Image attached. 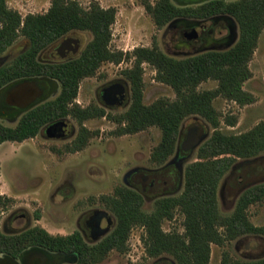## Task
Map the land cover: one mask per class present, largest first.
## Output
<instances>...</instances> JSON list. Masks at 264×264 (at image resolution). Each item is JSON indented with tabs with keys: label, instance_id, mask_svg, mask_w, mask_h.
Returning a JSON list of instances; mask_svg holds the SVG:
<instances>
[{
	"label": "trees",
	"instance_id": "16d2710c",
	"mask_svg": "<svg viewBox=\"0 0 264 264\" xmlns=\"http://www.w3.org/2000/svg\"><path fill=\"white\" fill-rule=\"evenodd\" d=\"M143 6L158 28L178 18L202 19L227 14L237 21L239 38L226 50L182 58L167 54L156 41L150 47L124 52L111 48L115 7L104 8L93 1L89 8H84L77 0H51L47 12L23 17L9 7L7 0H0V56L20 37L28 40L25 52L0 66V89L22 77L48 76L60 84L58 95L30 111L19 127L14 129L0 121V145L5 141L22 142L35 135L41 125L56 119L72 117L83 125L86 120L107 116L118 124L113 131L116 135L159 127L161 140L153 148L151 162L162 165L176 151L184 120L192 115L204 118L213 127V133L198 147L196 160L187 165L182 192L157 200L154 208L146 211L141 194L126 187L120 189L119 198L114 199L119 225L111 239L98 245L92 254L83 247L73 249L81 255L78 264H98L111 246L126 252L132 228L142 226L147 257L169 254L176 264H210L213 243L224 246L244 235L264 236V225H254L248 213L251 205L264 201V182L244 191L230 214L221 211L218 200L220 182L232 166L264 153V122L242 133L223 131L221 114L214 106L218 97L241 106L255 102V96L244 89V83L252 77L249 63L264 30V0H212L193 6H179L172 0H143ZM73 31H87L92 36L78 56L48 63L38 59L44 48ZM131 59L132 67L122 71L131 89L127 110L113 114L94 104L82 107L77 103L83 79L95 76L106 62L119 64ZM144 63L155 68L156 80L172 87L175 99L161 97L150 104L144 102ZM208 80L217 81V87L200 90L199 86ZM226 121L235 126L238 119L233 116ZM95 133L82 126L66 151L84 149ZM10 202L11 198L0 194L1 207H7ZM177 211L183 215V231H165L164 221L173 220ZM62 241L41 225L14 235L4 233L0 227V255L18 258L31 246L58 251ZM221 264H264V257L243 260L225 250Z\"/></svg>",
	"mask_w": 264,
	"mask_h": 264
},
{
	"label": "rangeland",
	"instance_id": "374dc122",
	"mask_svg": "<svg viewBox=\"0 0 264 264\" xmlns=\"http://www.w3.org/2000/svg\"><path fill=\"white\" fill-rule=\"evenodd\" d=\"M77 1L84 8H89L93 1H98L104 8H116V21L112 25V49L127 52L136 47H150L156 41L159 47L171 56L177 58L189 56L188 54L179 55L175 53L178 50L173 47L172 28H169V24L163 28H158L143 6V0ZM151 1L154 2L155 0ZM7 2L9 7L18 10L23 17L30 13H45L51 6V0H7ZM69 34L81 39L82 49L92 38L87 31H73ZM223 34H226L225 30ZM27 44L28 40L20 37L0 57L15 55ZM55 47L52 46L46 52L45 57L47 59H50L51 52L53 55ZM225 48L226 46L218 47V49ZM193 54L196 53L190 52V55ZM132 65L133 59L125 60L119 64L104 63L95 76L82 80L77 103L81 106H87L91 102H95V90L113 80L123 79L125 84L128 83L130 86V82L124 77L122 71L132 67ZM249 67L252 71V77L244 83V89L255 96V102L241 106L235 101L223 97H218L214 101L215 108L221 114V129L223 131L242 133L252 129L258 123L264 122V30ZM144 70V102L146 104H150L161 97L176 98L172 87L156 80V71L153 66L144 63ZM217 85V81L208 80L203 82L199 89H214ZM129 105L109 112L121 113L124 109L127 110ZM233 116L238 119V122L235 126H230L226 118ZM69 121L74 124L78 131L77 121L70 118ZM86 125L90 130L98 131V136L89 142L86 149L79 152L65 151L57 155L51 152L49 147L52 145L61 146L65 141H47L40 137L23 142L5 141L0 145V194L12 199L7 207L0 206L1 229L3 221L13 212H16L19 218L9 224L10 229L22 227L25 222V217L21 216L23 213L31 216L32 225L39 224L48 226L50 230L54 229L50 222L56 226L59 219L57 214L48 211V209H52L48 195L59 184L65 171L69 168L77 170L75 176H79L81 179L82 184L80 185L87 186L89 190L97 189L95 194L101 195L111 193L116 185L122 183V176L129 169L135 166H154V163L151 162V153L161 140L159 127L153 126L138 133L117 136L113 133L116 124L109 119L89 120ZM182 126L185 128V132L188 129L197 128V137L202 139L191 158L185 163L186 166L196 160L198 146L211 136L213 127L198 115L186 118ZM182 136L184 138L183 134ZM235 165L234 169H230L225 174L218 189L219 206L221 211L226 214L235 210L244 191L255 184L264 182V153L248 161L240 160ZM92 171L97 174L98 181L96 182L90 179ZM84 196L85 194L81 198ZM144 209L152 210L153 203H146ZM37 212L41 215L39 221L35 220ZM248 213L254 225H264V201L251 205ZM182 220L183 215L177 211L173 220L164 221L163 228L165 231L177 229L182 232ZM143 233L144 228L142 226H135L132 230L129 250L125 254L112 252L101 264H156L159 259L149 258L145 253L141 242ZM225 250L230 251L234 258L243 260L263 258L264 236L248 234L228 242L224 246L213 243L211 245L210 264H221ZM161 257L166 263L174 261L169 254H164Z\"/></svg>",
	"mask_w": 264,
	"mask_h": 264
},
{
	"label": "flooded vegetation",
	"instance_id": "af4514ba",
	"mask_svg": "<svg viewBox=\"0 0 264 264\" xmlns=\"http://www.w3.org/2000/svg\"><path fill=\"white\" fill-rule=\"evenodd\" d=\"M234 20L235 19L233 17L227 14H218L202 19L178 18L177 21L169 27L173 30V47L178 50L175 53L179 55L188 54L191 56L190 52H195L198 54L211 50H226L232 47L238 40L237 39L233 42L236 32L237 35L239 34V27L238 30H236V24ZM224 30L226 31V34H223ZM68 41L73 43L75 49L71 51L69 55L65 56V53L61 52L59 49L62 48V45ZM52 46H56L55 51L53 55L51 52L50 59H47L45 54ZM222 46H226V48L218 49V47ZM27 48L28 44L20 52L15 53V55L0 57V66H3L8 61L25 52ZM81 51V39L76 36H72L71 34H67L52 45L44 48L38 54V59L45 63L58 62L74 58L75 56H78ZM25 78H18L12 82ZM34 89L24 90L22 88H16L15 90L13 89L14 91L10 94L9 98H6L5 96L0 99V121L4 125L14 129L19 127L24 117L30 111L58 95L60 91V84L57 92L53 93L48 99L45 100H42V90L38 88ZM25 93L26 95L32 96L38 95L39 98H37L36 101H31V103H28L27 101L29 99L26 101L20 99V97H23ZM15 95L20 97L17 98ZM95 98V102H91L89 105L94 104L105 109L107 112L118 110L131 103V89L129 84H125L123 79L113 80L97 88L95 90ZM69 118L77 121L79 125L78 131L76 130L74 124L69 121ZM98 118L108 119L107 116ZM87 121L89 120L84 121L83 125H81L78 120L72 117H66L56 119L51 122H46L37 129L35 135L29 136L25 140H35L40 137L47 141H65L61 146L52 145L49 147L51 152L57 155L62 154L66 151L67 145L73 143V141L76 139L80 133L81 127L83 126L88 128L86 125ZM114 123L116 124L117 129L118 124L116 122ZM123 125H125V123ZM197 131V128H191L185 132V128L182 126L178 146L175 153L169 158L168 161L162 165L154 164L152 167L135 166L129 169L128 172L123 174L122 183L116 185L112 192L108 194L97 195L95 194L97 189L89 190L87 186L80 185L82 184L81 179L79 176H75L77 175L75 173L77 170L74 168L67 169L62 180L55 188L51 190L48 195L50 204L52 205V209H48V211L50 210L52 214H57L56 216L59 219L60 224L58 223V225L55 226L53 222L49 221L51 227L54 228L52 230H50L48 226H42L49 234L61 237L63 239L62 246L58 251L40 246H31L29 248L37 247L43 249L49 254H58L60 259L63 261L61 264H78L81 259V255L79 251L77 249H73V247H83L84 250L89 251L92 254L98 245L102 244L106 240H110L113 233L116 231L119 225V215L115 209L114 199L119 198L120 193H118V191L120 189H125L126 187L141 194L144 200L143 209L146 203H153L154 208L157 200L164 197L179 195L184 188V172L187 167V165L185 166V163L193 155L195 148H197L196 144L202 140L200 137H197ZM93 132L97 133H95L90 138L89 142H91L94 137L98 136V131ZM182 134L184 135V138ZM67 140L70 141L66 142ZM87 146L84 149H86ZM84 149L80 151H83ZM235 167L236 165H233L231 169H234ZM93 173V171L90 173V179L96 182L98 181L96 178L97 174ZM84 194L85 196L81 198V196ZM37 215H40L39 212L36 213L35 217V220L39 221L40 218H38ZM21 216L25 217V222L22 227L10 229L9 224L15 220H18L19 218L17 213L13 212L3 221L2 231L6 234L14 235L21 233L30 227L39 225H32L31 216L27 213H23ZM133 229L134 227L132 230ZM132 230L126 242L128 247L127 251L131 246L130 240L132 236ZM144 234L145 228L143 235H141V242L145 250L143 240ZM112 252H118L119 254L126 253L125 250L120 251L117 247L111 246L104 258L98 264H101L104 260H106ZM161 258V256L157 257L159 260L156 264H173L174 262L166 263Z\"/></svg>",
	"mask_w": 264,
	"mask_h": 264
},
{
	"label": "water",
	"instance_id": "95a60500",
	"mask_svg": "<svg viewBox=\"0 0 264 264\" xmlns=\"http://www.w3.org/2000/svg\"><path fill=\"white\" fill-rule=\"evenodd\" d=\"M175 4L179 6H190V5H199L203 4L212 0H172ZM177 19L173 20L169 26L173 25ZM236 24V30H238V24L234 20ZM237 32L235 35V39L233 40L236 41L238 38ZM71 42H66L62 45L61 52L65 53L66 55H69L71 51L75 49V46ZM58 50V51H59ZM22 88L24 90L28 89H34L38 88L41 89V96L42 100L48 99L53 93H56L58 88H59V82L53 78H50L48 76H42V77H33V78H25L19 81L11 82L5 86H3L0 89V99L5 97L9 98L10 94L16 89V88ZM14 89V90H13ZM35 90V89H34ZM34 95V94H33ZM15 97H20L18 95H15ZM39 98L37 96H32V95H26L24 94L23 97H20V99L27 100V102L31 103V101H36V99ZM200 142V141H199ZM198 142V144H199ZM196 144V146L198 145ZM192 147V146H191ZM63 261L60 259L59 255H52L49 254L48 252L44 251L43 249L37 248V247H32L29 248L25 251H23L18 258H15L13 256L9 255H0V264H61ZM173 264H176L173 262Z\"/></svg>",
	"mask_w": 264,
	"mask_h": 264
}]
</instances>
